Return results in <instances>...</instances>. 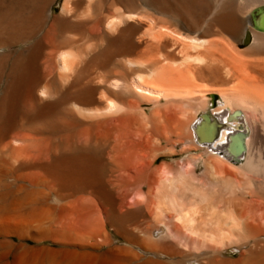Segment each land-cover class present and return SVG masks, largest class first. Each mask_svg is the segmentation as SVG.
<instances>
[{"label":"bare ground","instance_id":"1","mask_svg":"<svg viewBox=\"0 0 264 264\" xmlns=\"http://www.w3.org/2000/svg\"><path fill=\"white\" fill-rule=\"evenodd\" d=\"M54 1L0 0V264H264V191L223 163L264 0Z\"/></svg>","mask_w":264,"mask_h":264},{"label":"rangeland","instance_id":"2","mask_svg":"<svg viewBox=\"0 0 264 264\" xmlns=\"http://www.w3.org/2000/svg\"><path fill=\"white\" fill-rule=\"evenodd\" d=\"M63 2H64V0H55L54 1V3L52 4V14L56 15V14L60 13ZM70 31L71 30L66 29L63 31V33L66 34L67 32H69L66 34V36H68V34L71 35V33H72ZM207 82H208V84H211L209 81H207ZM201 84H203V83H201ZM211 92L214 94L211 95ZM215 92L209 91V90L204 91V95H205L204 98L206 99V101H210V104L208 106L209 108L207 110L216 106L217 101H219V95L217 94V91H215ZM213 103L216 105H214ZM195 107L193 108L194 111L191 110L189 114H192V115L194 114V116H195L196 111H197L196 114L200 113L204 109L205 105L204 106L203 105H200V106L197 105L198 109ZM199 107H201V108H199ZM237 110H238V108L236 109V112H237ZM261 110H262V108L259 111H255V109L252 107V104H250V103H245V106L239 107L238 111L240 112L241 116H243L244 119H245L244 115L246 116L248 123L252 129L251 134H250L251 137L248 140L247 159L246 160L242 159L238 163H236L234 161H230L232 164L227 163V161H223V163L225 164V162H226V165L230 169L231 173L236 174L235 176H237V179L244 180V185L246 184L245 182H247V180L250 181V183L247 182L248 184H246V185H248V189L249 188H252V189L258 188L257 190L263 192L264 191L263 190L264 189V109L262 111ZM187 142L189 144V141L186 139V140H183L182 142L178 143L177 144L178 148L180 149L179 146H182L184 149L187 150V147H185L187 145L186 144ZM187 152L188 153H182V155H176V156L171 157V158L161 157V158H159L158 163H161L162 161H164V162L165 161L171 162V161H176V160L179 161V159L180 160L185 159L189 153H192L195 155V157H198L197 160L198 159L201 160L200 155H202L201 157H203V158H205V156H206V153L200 147L193 149L191 151H187ZM240 173L243 174L242 177H240L241 176V175H239ZM243 176L245 179L243 178ZM251 183H252L251 186H254V187L249 186V184H251ZM234 184H235V182H232V185H230V188L227 190H230L231 192L236 190L235 187H233ZM246 185H245V187H246ZM217 188H220V190L223 191L222 189L224 188V186L219 184L217 186ZM252 189H250V191Z\"/></svg>","mask_w":264,"mask_h":264},{"label":"water","instance_id":"3","mask_svg":"<svg viewBox=\"0 0 264 264\" xmlns=\"http://www.w3.org/2000/svg\"><path fill=\"white\" fill-rule=\"evenodd\" d=\"M211 116L209 115L208 118H210ZM221 129V128H220ZM242 135H237L233 142L231 143V147L234 153H240L241 151H243L244 149V142L241 139Z\"/></svg>","mask_w":264,"mask_h":264}]
</instances>
